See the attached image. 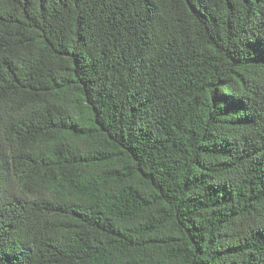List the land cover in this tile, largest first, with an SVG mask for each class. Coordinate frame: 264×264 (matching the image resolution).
<instances>
[{"label": "trees", "instance_id": "1", "mask_svg": "<svg viewBox=\"0 0 264 264\" xmlns=\"http://www.w3.org/2000/svg\"><path fill=\"white\" fill-rule=\"evenodd\" d=\"M0 264H264V0H0Z\"/></svg>", "mask_w": 264, "mask_h": 264}]
</instances>
